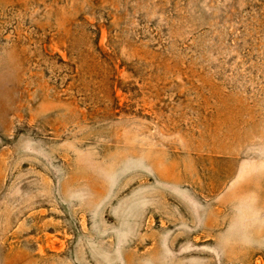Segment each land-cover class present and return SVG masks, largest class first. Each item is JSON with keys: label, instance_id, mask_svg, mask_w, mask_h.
Masks as SVG:
<instances>
[{"label": "rangeland", "instance_id": "374dc122", "mask_svg": "<svg viewBox=\"0 0 264 264\" xmlns=\"http://www.w3.org/2000/svg\"><path fill=\"white\" fill-rule=\"evenodd\" d=\"M0 264H264V0H0Z\"/></svg>", "mask_w": 264, "mask_h": 264}]
</instances>
